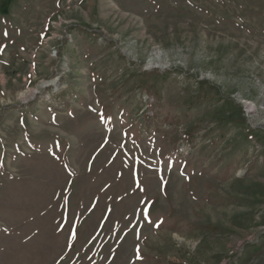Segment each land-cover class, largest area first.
<instances>
[{
    "label": "rangeland",
    "instance_id": "1",
    "mask_svg": "<svg viewBox=\"0 0 264 264\" xmlns=\"http://www.w3.org/2000/svg\"><path fill=\"white\" fill-rule=\"evenodd\" d=\"M0 264H264V0H0Z\"/></svg>",
    "mask_w": 264,
    "mask_h": 264
}]
</instances>
